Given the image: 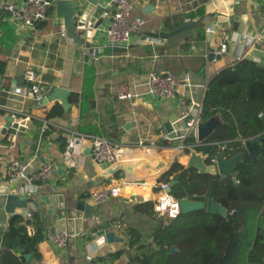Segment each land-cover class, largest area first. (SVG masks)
<instances>
[{"label": "crops", "instance_id": "crops-1", "mask_svg": "<svg viewBox=\"0 0 264 264\" xmlns=\"http://www.w3.org/2000/svg\"><path fill=\"white\" fill-rule=\"evenodd\" d=\"M4 2L25 1L0 0V53L5 60L0 73V186L6 185L17 194L28 186L27 178L17 185L6 181L5 166L12 159L27 163L28 175L43 162L54 163L53 174L38 184L30 196L39 203L36 212L42 225H35V229L42 239L37 243L38 257L27 254L26 260L29 264H136L130 262L134 250L129 247V230H135L143 243L151 240L162 223L155 212L152 214L154 210L144 205L152 203L153 197L136 185L123 188L116 198L99 206H94L88 197L95 190L117 184L123 177L148 185L159 182L173 162L186 166L189 153L171 150L177 143L173 131L182 113L176 97L163 99L145 93L128 101L116 96L132 91L134 85L145 82L148 73L154 71L174 74L178 79L177 94L201 101L207 83L222 68L232 66L237 57L264 65V37L251 46H245L241 39L242 35L251 37L264 31V0H131L134 14L145 21L142 32L133 35L126 48L104 46L97 60L85 54L80 24L84 19L91 21L94 43L105 45V31L111 22L103 15L108 0H75V35L82 43L69 38L66 32L61 34L63 20L54 7L32 29H24L2 8ZM187 21L195 25L167 38L155 36L171 33ZM209 24H213L212 28ZM146 36L152 37L154 43L143 41ZM222 42L227 51L218 54ZM211 52L215 57H208ZM29 67L45 90L39 106L11 93L13 87L27 86L23 74ZM56 87L69 91L66 108L59 100L44 103ZM13 112L19 118L28 116L29 121L22 131L15 127L2 134L6 118ZM43 121L49 123V129H42ZM68 131L124 145V164L133 166L132 173L124 169L107 173L112 168L94 163L88 144L77 148L75 163L69 165L62 159ZM140 139L153 142L155 148H133ZM56 195L62 196L68 211L65 231L71 237L65 248H58L49 239L47 228L52 227L51 215L56 210H49L39 199ZM50 202L56 205L59 199L52 198ZM78 202L92 206L94 211L89 218L75 223L74 208ZM140 204L143 211L136 210ZM27 209L29 214L35 211L32 204ZM15 213L21 214V210L16 209ZM8 220L0 230V247ZM77 229L80 232L76 233ZM33 231V226H29V234ZM108 231L120 241L107 242L104 234Z\"/></svg>", "mask_w": 264, "mask_h": 264}, {"label": "trees", "instance_id": "trees-1", "mask_svg": "<svg viewBox=\"0 0 264 264\" xmlns=\"http://www.w3.org/2000/svg\"><path fill=\"white\" fill-rule=\"evenodd\" d=\"M0 53V73L5 66ZM218 118V125L202 142L186 140L183 153L195 149L207 156L231 158L245 152V143L257 146L258 155L245 152L232 175L199 173L173 162L160 181H175L171 193L177 199H213L224 206L227 217L204 210L161 220L152 238L143 243L129 230V247L136 264H264V65L243 58L218 71L207 83L201 99L200 120ZM152 208V203H144ZM143 204L136 210L143 211ZM154 214V211L153 213ZM30 224L21 214L9 218L1 233L0 264H29L25 255L38 257L42 239L35 225L40 215L30 212ZM33 226V234L28 227ZM172 246L176 251L170 252ZM118 254V253H117ZM116 254V255H117Z\"/></svg>", "mask_w": 264, "mask_h": 264}, {"label": "built area", "instance_id": "built-area-1", "mask_svg": "<svg viewBox=\"0 0 264 264\" xmlns=\"http://www.w3.org/2000/svg\"><path fill=\"white\" fill-rule=\"evenodd\" d=\"M56 0H26L23 3H7L2 4V8L10 15L11 19L20 23L24 29H32L38 21L47 17L49 10L54 7ZM103 15L111 19L109 26L105 31V45H96L94 43L95 30L93 23L88 19L81 21L80 28L84 32L83 41L85 43V54L92 60H97L104 46L126 48L133 35L140 34L145 24L144 19L134 14V7L131 0H108L107 7L103 11ZM65 34V30L61 31ZM264 37V31L255 36L242 35L241 39L245 46H251L260 38ZM143 41L154 43V39L150 36L144 37ZM227 46L221 43L217 50L218 54L225 53ZM242 57H237L235 64ZM24 79L27 82L26 87H13L11 93L21 97L22 99H30L36 106L41 104L44 98L45 90L40 85V81L32 68L24 70ZM187 82V76L184 77ZM178 79L172 73L159 74L151 71L148 73L145 82L134 85L132 91L121 92L117 94L118 100H132L146 94H152L159 98L171 99L177 98L182 113L177 120V126L173 131L174 137L177 140L175 146L171 148L175 152H183L188 147L186 140L190 137L196 138L197 125L200 120L201 101L193 100L177 94ZM13 121L10 128L24 126L29 117L19 118L17 113H11ZM42 129H49V123L43 121ZM66 144L62 153V159L69 165H74V153L77 148L88 144L92 161L96 164H106L111 168L121 166L127 161L126 147L124 145L112 142L103 137L95 135H85L74 131H68L65 135ZM168 139L167 135L163 136ZM146 140L140 139L133 145L135 149L155 148L153 142L146 143ZM191 151V149H190ZM216 157L212 159V163ZM53 161L43 162L35 172L31 175L27 173V163L18 159L10 160L4 170L6 181L10 185H17L19 181L27 178L28 186L20 190V195L30 197L35 193L38 184L46 182L53 174ZM140 186L142 192L148 197H153V210L156 215L162 220L176 218L181 210L179 199L171 193L170 182L159 181L152 185H148L143 181L130 180L123 177L117 184L103 187L90 193L88 200L94 205L99 206L116 198L120 191L128 186ZM30 216L29 213L26 215ZM71 234L68 231H62L49 236L51 242L58 248L67 247ZM91 259V256L87 257Z\"/></svg>", "mask_w": 264, "mask_h": 264}, {"label": "water", "instance_id": "water-1", "mask_svg": "<svg viewBox=\"0 0 264 264\" xmlns=\"http://www.w3.org/2000/svg\"><path fill=\"white\" fill-rule=\"evenodd\" d=\"M26 1V0H24ZM75 0H56L54 9L58 17L62 18L64 30L67 36L75 41L82 43V39H79L75 35L76 29V20L74 17V9L73 5ZM195 25L192 21L185 22L182 27L177 30H174L171 33H160L155 36H159L161 38H167L173 34H176L180 31H184L190 29ZM213 24H209L208 27L212 28ZM209 58L215 57L214 53L208 54ZM218 58V55L216 56ZM20 87V86H18ZM69 95V91L60 87H56L54 91L44 99V103H48L53 100H59L61 104L66 108L68 106L67 97ZM13 121L11 116L6 118V123L1 131L2 134H6L7 130L10 128V124ZM218 125V120L215 117H212L206 121H200L197 125L196 138L197 142H202L208 136L212 134L214 129ZM19 130H24L23 126L19 127ZM245 152H249L250 154L257 156L258 149L257 146L248 141L245 143ZM245 152H239L231 158H224L222 155H218L215 161L212 163L207 162V156L201 154L200 152L192 149L187 157L186 167L193 168L197 170L199 173L211 174V175H232L235 169L236 163L242 158ZM170 158V155H167V159ZM148 160V159H146ZM137 166L140 165L138 162ZM124 169L127 173H132L133 166L132 165H121L115 166L112 169H109L107 173L113 174L116 171ZM175 183V181H170V187ZM62 196L56 195V197L49 196H40L39 199L43 201V203L48 205L49 210H56V213L51 215L52 227H48L47 229L50 232V235L55 233H60L66 230V219L68 211L65 209L64 204L61 201ZM59 199V203L56 205H52L50 199ZM28 204H32L34 206L35 211L39 207L38 201L34 197H24L15 193L14 191H9L6 185L0 186V230L2 225L7 222V220L15 215V210H21V214L27 215ZM179 206L182 213H190L194 211L204 210L210 214H218L222 217H227L228 211L221 204L217 203L211 198L206 200H192L188 198L179 199ZM74 221L75 223H80L84 218H89L94 211L92 206L86 205L82 202H78L74 208ZM26 225L30 224V219H26ZM80 232L79 229L76 230V233ZM104 237L107 242L120 241V239L116 238L112 231H108L104 234ZM176 247L172 246L170 248V252L176 251Z\"/></svg>", "mask_w": 264, "mask_h": 264}]
</instances>
